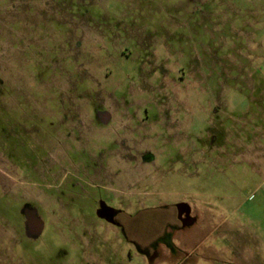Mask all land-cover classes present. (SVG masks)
I'll use <instances>...</instances> for the list:
<instances>
[{"label": "rangeland", "instance_id": "obj_1", "mask_svg": "<svg viewBox=\"0 0 264 264\" xmlns=\"http://www.w3.org/2000/svg\"><path fill=\"white\" fill-rule=\"evenodd\" d=\"M0 264H264V0H0Z\"/></svg>", "mask_w": 264, "mask_h": 264}, {"label": "water", "instance_id": "obj_2", "mask_svg": "<svg viewBox=\"0 0 264 264\" xmlns=\"http://www.w3.org/2000/svg\"><path fill=\"white\" fill-rule=\"evenodd\" d=\"M26 214H27V218L29 219V220H32V222H33V220H35V218H34V214H35V212H29V211H26ZM28 220V221H29ZM27 221V222H28ZM41 221V220H40ZM42 223V222H41ZM28 225H29V222H28ZM28 227V226H27ZM32 231H34V230H32ZM34 233H38L37 231L36 232H34Z\"/></svg>", "mask_w": 264, "mask_h": 264}, {"label": "flooded vegetation", "instance_id": "obj_3", "mask_svg": "<svg viewBox=\"0 0 264 264\" xmlns=\"http://www.w3.org/2000/svg\"><path fill=\"white\" fill-rule=\"evenodd\" d=\"M145 160L146 161H149L150 160V156H145ZM181 210V209H180ZM183 211V210H182ZM187 212V211H186ZM179 214V213H178ZM184 214H185V212H182V213H180L178 216H180V219L181 218H184ZM188 216V215H187ZM187 216H186V218H187ZM187 221V220H186Z\"/></svg>", "mask_w": 264, "mask_h": 264}]
</instances>
